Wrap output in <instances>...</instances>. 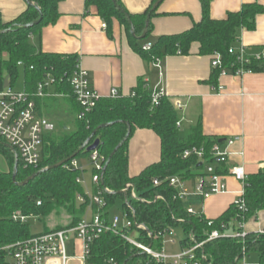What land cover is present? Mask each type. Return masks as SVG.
<instances>
[{"label":"trees","instance_id":"obj_1","mask_svg":"<svg viewBox=\"0 0 264 264\" xmlns=\"http://www.w3.org/2000/svg\"><path fill=\"white\" fill-rule=\"evenodd\" d=\"M59 1L29 0L31 5H26L27 8L22 14L7 23L2 21L0 15V32L5 31L0 34V92L4 90L5 80L9 88L14 87L19 67L24 68L23 82L28 93H35L38 85L50 76L53 80L54 96L36 100L37 108L40 110L41 102L48 106V102H57V97H65L70 105L68 115L73 119L69 130L65 129V125L59 126L43 138L42 158L37 168H25L16 151L12 152L0 142V154L9 164L8 172L0 171V264H7L6 253L1 251L3 247L34 236L30 234L26 223L12 220L15 212L37 219L47 218L52 214L59 216L61 212L70 217L68 225L46 229L43 233L75 227L83 218L89 201L77 179L81 178L84 171L71 169L69 164L79 158H89L90 153L83 146L94 131L96 133L90 144L99 140L98 154L104 158L105 164L108 162L99 182V188L109 192L103 193V210L109 218V211L120 203L123 214H127L133 223L144 227V230L137 231V241L160 252L165 235L180 228L185 234V239L180 242L182 249L188 250L202 244L194 252V261L199 264H237L249 254H256L258 264H264V230L263 233H247L244 238L207 241L213 231L225 233L231 224L246 223L264 210V169L246 176L244 211H240L233 204L220 218L208 220L198 210V206L202 204L200 198L178 200L176 191L169 187L167 181L169 178L179 177L194 182L198 177L205 176L204 169L207 165L215 166V174L227 175L229 169L226 163L216 164L212 153L213 145H222V140L205 137L200 122L185 137H181L180 127H177L180 118L175 108L167 97H161L158 106L154 107L152 91L146 87L144 81L132 90L134 97L128 95L117 99H101L90 113L79 120L81 110L70 85V79L79 65V58L74 55L44 54L29 41L30 36L39 35L44 27L57 21ZM156 1L141 15L128 14L120 0H115V5L111 0H87L86 6L95 7L108 26L113 19L119 21L125 27L134 51L150 64L167 56H187L192 44L196 43L199 46V55L211 58L219 55L222 67L229 74L233 75L240 68L248 73H264V60H251L249 64L242 66L237 55L229 53L238 42L241 30H254L256 17L264 13V7L260 3L263 0L244 4L239 11L227 13L219 20L210 16L213 0H200L199 22L183 33L151 40V20L156 15V10L147 17ZM37 9L40 10L42 19L39 24L28 27L39 18ZM129 21L135 37L131 36ZM146 23L145 38L137 40L143 34ZM147 43L150 48L144 50ZM219 72V69L211 70L208 80L211 87H217ZM105 124L111 126L99 129ZM127 124L130 127L128 137ZM136 130H151L159 137L160 160L145 168L138 176L130 178L128 143ZM120 144L121 147L114 153ZM192 148L203 151V162L195 157L182 159L183 152ZM73 155L76 157L65 165L36 176L23 187H17L13 183L14 174L15 181L22 183L34 173L66 161ZM154 180L160 182L158 186L153 185ZM127 184L133 186L137 199H131L128 192L125 195L121 193ZM96 191L94 187L93 194ZM78 196L85 198L84 204L77 202ZM91 208L96 212L95 206ZM190 208L194 210V214L187 212ZM125 234L122 231L101 236L91 245L88 262L160 264L130 245L124 239Z\"/></svg>","mask_w":264,"mask_h":264},{"label":"crops","instance_id":"obj_2","mask_svg":"<svg viewBox=\"0 0 264 264\" xmlns=\"http://www.w3.org/2000/svg\"><path fill=\"white\" fill-rule=\"evenodd\" d=\"M86 1L60 0L57 4V21L44 27L39 35L30 36L32 45L44 54L77 56L79 67L86 71L91 87L101 99H108L112 89L117 91L119 97H128L141 81L146 82L151 89H162L173 107L176 103L183 105L182 111H176L182 121L181 137H185L190 129L200 122L205 137L222 140V149L227 150L229 154L226 162L228 169L242 167L246 176L264 169V73H245L239 76L228 74L220 77L217 86L222 88V91L215 94L208 84L211 57L199 55V46L195 43L187 56L174 55L161 59L160 78L152 63L146 62L134 51L125 27L115 19L108 26L100 18L95 7L87 8ZM153 1L120 0V3L128 14L141 15ZM254 1L213 0L210 16L215 20L223 19L227 13L237 12L244 4ZM260 3L264 7V0ZM26 8L23 0H0L1 19L4 23L11 22ZM155 13L151 20V40L183 33L199 22L200 0H162ZM241 47L245 49L248 57L264 49V13L256 17L254 30L239 32V40L234 49ZM23 89L25 91V87ZM50 92L53 93V90ZM57 99L58 101L54 102L56 110L64 117L71 118L68 115L70 105L67 99ZM43 105L41 102L40 110L37 108L38 114L53 124L44 115L48 113V106L44 105V111ZM71 120H68L69 124H65L66 130L71 128ZM229 139L237 140L228 146L225 141ZM159 160V137L151 130H136L128 143L129 177L138 176L145 168L158 163ZM224 182L226 193L211 196L198 206L205 219L220 218L238 201L242 191L241 184L231 177H226ZM93 213L94 210L88 207L83 217L92 216ZM55 227L57 225L50 230ZM236 228V224H231L226 233L233 234ZM243 230L249 234L263 231L264 210L260 211L255 219L244 223ZM135 235L137 236V233ZM167 244L163 240L162 251L165 250L171 256L187 251L182 249L181 245L176 247L173 240L168 247ZM76 249L82 254L81 242L74 239L68 247L69 255L72 254L70 261L82 264L79 259L81 254L76 256ZM244 259L245 257L237 264L244 263Z\"/></svg>","mask_w":264,"mask_h":264},{"label":"built area","instance_id":"obj_3","mask_svg":"<svg viewBox=\"0 0 264 264\" xmlns=\"http://www.w3.org/2000/svg\"><path fill=\"white\" fill-rule=\"evenodd\" d=\"M102 27L105 29V25ZM149 48L150 45H146L143 49L148 50ZM229 53L236 54L242 66L249 64L251 60H264V49L260 53L250 57L246 56L245 49L242 47L237 50L230 49ZM160 62L161 60H155L152 65L158 70L159 77L161 78ZM210 64L211 70H220L219 78L229 74L227 69L222 67L219 55H214L211 58ZM245 73L248 72L240 68L236 70L233 75L239 76ZM52 84L53 80L50 76H47L44 82L38 85L35 93H28L25 91L14 92L11 88H5L0 92V142L16 151L25 168H37L39 166L42 158L43 138L55 131V126L38 114L36 106V100L54 96L50 92ZM70 85L72 94L81 110L78 119L82 120L86 114L90 113L96 107L101 97L93 90L88 74L86 71L82 70L79 65L76 67L70 79ZM145 85L148 89H151L146 82ZM212 89L215 94H219L222 91V88L219 86L212 87ZM151 91L152 105L157 107L160 98L166 97L165 93L158 87L151 89ZM129 96L134 97L135 93L131 91ZM117 98H119L117 91L112 89L108 99ZM174 108L176 111L180 112L183 110V105L181 103H176ZM181 122V120L177 122L178 128L181 127ZM235 140L237 139H229L225 142L230 146ZM212 153L216 164L227 162L229 154L227 150L222 149V145L214 144ZM191 157H195L198 161L203 162V151L192 148L184 151L182 154L183 160ZM88 162L92 169V183L97 191L92 196H85L88 197L89 207L95 206L97 208L96 212L92 214L90 219L83 217L75 227L37 234L26 240L3 247L1 251L6 253L7 264H69L71 257L68 247L71 242V237L80 241L82 244V255L79 258L82 264H90L88 259L91 245L106 233L117 234L122 231L126 232L124 239L130 245L141 250L160 264H199L194 261V252L197 248H200L202 244L188 249L180 255L168 256L162 250L160 252L154 251L137 241V236L135 234L138 230H144V227L133 223L127 214H123L125 219L123 224L120 223L117 217L113 219L108 218L103 210L105 207L103 193H107L108 191L99 188L105 160L98 154V150H96L90 153ZM69 166L71 169L84 171L83 169H79L76 160H73ZM214 169V165H207L204 169L205 176L198 177L194 182L183 180L179 177L169 178L167 180L168 185L176 191V198L180 201L188 197H198L203 202L211 196L226 193L227 187L224 179L226 177H231L242 186L239 199L234 205L240 211H244L245 203L243 195L246 175L244 174L243 168L232 167L228 170L227 175L224 176L215 174ZM77 183L81 184V178L77 179ZM159 183V181L154 180L153 185L158 186ZM123 192L125 194L128 192L131 199H137V195L131 184H127ZM157 199L159 198H156V200ZM77 202L79 204H84L85 198L78 196ZM187 212L189 214H194L192 208L188 209ZM131 218H134L133 214ZM26 219L27 217L22 216L19 212H15L12 215V220L15 222L26 223ZM243 225L244 223H239L237 228L240 229V231H236V229L233 234L213 231L208 236L207 241L219 238H244L247 233L243 230ZM259 233H263V231ZM171 234L172 231L167 235Z\"/></svg>","mask_w":264,"mask_h":264},{"label":"rangeland","instance_id":"obj_4","mask_svg":"<svg viewBox=\"0 0 264 264\" xmlns=\"http://www.w3.org/2000/svg\"><path fill=\"white\" fill-rule=\"evenodd\" d=\"M5 58V55H3ZM23 74H24V68L23 67H19L18 68V79L14 84V87L12 88V90L14 92H24V82H23ZM44 104V102H42V105ZM48 109L46 111H48V113H44V115L47 117V119H49L51 122H53V124L55 125V127H59V126H63L65 124H69L68 120L71 118H66L64 117V115L61 113H59L58 110H56L55 105L56 103L52 104V102H48ZM43 110L45 111L44 105L42 106ZM71 126H72V120L70 121ZM77 164L79 166L80 169H84L85 172L81 173V185L82 188L84 190V194L88 195V196H92L93 195V183H92V169L91 166H89V162L87 158H79L77 160ZM0 171L1 172H8L9 171V164L8 161L6 160V158L0 154ZM109 216L110 219H113L114 217H117L120 220V223L123 224L125 222L124 216H123V212H122V205L120 203H118L117 206L113 207L110 211H109ZM91 216H85L86 219H90ZM70 223V217L67 216L64 212H61L59 216H56L55 214L50 215L47 218H43V219H37L34 217H29L26 219V224L29 228V232L31 235H37V234H41L43 233L46 229H50L51 227H53L54 225L56 226H61L64 227L66 225H68ZM185 239V234L183 232L182 229L177 228L175 229L171 235H165L164 237V243H168L166 245V247H168V245L171 244V241H174V245L176 247H180V243L181 241H183ZM74 240L73 237H71L70 241ZM76 256L80 255L81 252L76 249ZM164 253L168 256L169 255L165 250ZM82 255V254H81ZM70 256H72V254H70ZM258 263V256L256 254H249L247 256H245L244 259V263L240 262L239 264H257ZM69 264H80L78 261H70Z\"/></svg>","mask_w":264,"mask_h":264},{"label":"water","instance_id":"obj_5","mask_svg":"<svg viewBox=\"0 0 264 264\" xmlns=\"http://www.w3.org/2000/svg\"><path fill=\"white\" fill-rule=\"evenodd\" d=\"M23 1L25 2L26 5H31L30 2H29V0H23ZM111 1H112V3L115 5V0H111ZM161 2H162V0H157V1L154 3V5L152 6V8H151V10H150V13H149V15H148L147 18L150 17V14H151L153 11H155V10L157 9V7L159 6V4H160ZM37 12H38L39 18H38L34 23H32L31 25H28V27L35 26V25L39 24V22L41 21V19H42V14H41V12H40L39 9H37ZM129 24H130V26H131V22H130V21H129ZM4 33H5V31L0 32V34H4ZM146 33H147V23H146V27H145V29H144L143 34L141 35V37L136 38V39H137V40H142V39H144L145 36H146ZM131 36H132V37H135V36H134V33H133L132 26H131ZM4 88H8L7 80L5 81ZM109 126H111V124H105V125H102L101 127H99V129H100V128H106V127H109ZM127 128H128V131H127V137H128L129 134H130V127H129L128 124H127ZM95 133H96V131H94V132L90 135V137L87 139V141L85 142V144H84V146H83V148H85L86 152H88V153H91V152L96 151V150L98 149V147H99V140H95L92 144H90V142H91L92 138L94 137ZM4 146L7 147V148H9L12 152H14V150L11 149L8 145L5 144ZM120 147H121V144L117 146V148L114 150V153H115ZM114 153H113V154H114ZM111 156H112V155H111ZM75 157H76V155H73L70 159H68V160H66V161H63V162H61V163H59V164H56V165L51 166V167H49V168H46V169H44V170L38 171L37 173H34L33 175H31L29 178H27V179H26L24 182H22V183H17V182L15 181V174H14V175L12 176L13 183H14L17 187H23V186H25L28 182H30L31 180H33L36 176H38V175H40V174H42V173H44V172H46V171H48V170H52V169H55V168L61 167V166L65 165L69 160H72V159H74ZM15 158H17L16 155H15ZM107 164H108V162L105 164V166H104V170H103V172L101 173V179H102V177H103V174H104V171H105V168H106ZM107 193H109V192H107ZM121 193H122L123 195H125L124 192H121Z\"/></svg>","mask_w":264,"mask_h":264}]
</instances>
